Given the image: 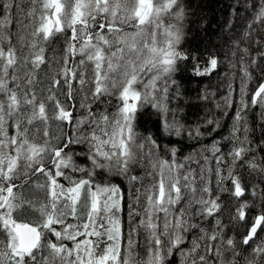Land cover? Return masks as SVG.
<instances>
[{
  "label": "snow or ice",
  "instance_id": "snow-or-ice-1",
  "mask_svg": "<svg viewBox=\"0 0 264 264\" xmlns=\"http://www.w3.org/2000/svg\"><path fill=\"white\" fill-rule=\"evenodd\" d=\"M192 8L0 0V264H264V0Z\"/></svg>",
  "mask_w": 264,
  "mask_h": 264
},
{
  "label": "trees",
  "instance_id": "trees-1",
  "mask_svg": "<svg viewBox=\"0 0 264 264\" xmlns=\"http://www.w3.org/2000/svg\"><path fill=\"white\" fill-rule=\"evenodd\" d=\"M224 3H227V0H192V4H193L192 10L195 11L197 15L191 17L190 19L201 20V18H206L202 20L201 23L190 25L193 28V31L195 32L196 30L201 29L202 27L206 26L208 22H212V28L214 30L216 27V22L222 21L223 10L221 8V5ZM213 39H215V37H213ZM226 71L227 69L222 65L218 71V74L214 73L210 77L195 78L192 80L191 83L188 82V78L187 76H185L184 80L182 81V87L183 89L187 90L188 97L192 99L193 103H197L200 105L199 108L192 109L191 112H189L190 119L195 120L197 114L200 116V118H204L206 115H214L220 118L222 125H225V127L221 128L220 135H227L228 132L227 126H230L232 122L231 112L229 116L222 117L220 114L221 110L215 108V103H220L221 105H223L222 96L225 94L226 89L222 81L224 78V73ZM236 83H238V81H236ZM195 89H200L201 91L207 89L211 92H215L216 96L213 102L210 103L207 101L196 100L195 97L198 95V93L195 91ZM236 99L238 100V97H236ZM186 111L188 110L186 109ZM249 123H251V120H249ZM144 127H147L153 132L155 131V129L152 127L151 122L146 124ZM138 131L144 133V128L140 127L138 128ZM212 135L216 136V133H213ZM210 142H211V137H208L203 139L200 143L209 144ZM179 147L181 148L182 155L186 156L193 153L194 149L199 148L200 145L192 141H187L179 145ZM224 150L227 151L228 148L225 147ZM193 167H195V165H193ZM124 187H127V185L125 184ZM178 262H179V257L177 256V264Z\"/></svg>",
  "mask_w": 264,
  "mask_h": 264
},
{
  "label": "rangeland",
  "instance_id": "rangeland-1",
  "mask_svg": "<svg viewBox=\"0 0 264 264\" xmlns=\"http://www.w3.org/2000/svg\"><path fill=\"white\" fill-rule=\"evenodd\" d=\"M161 215H163V214H161ZM73 223H75V221H73Z\"/></svg>",
  "mask_w": 264,
  "mask_h": 264
}]
</instances>
